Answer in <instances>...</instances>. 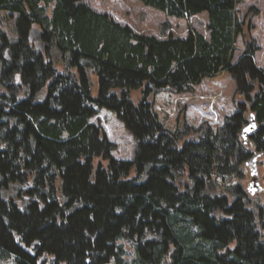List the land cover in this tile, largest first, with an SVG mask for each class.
Instances as JSON below:
<instances>
[{
  "label": "trees",
  "instance_id": "obj_1",
  "mask_svg": "<svg viewBox=\"0 0 264 264\" xmlns=\"http://www.w3.org/2000/svg\"><path fill=\"white\" fill-rule=\"evenodd\" d=\"M139 1L179 19L206 12V33L137 32L85 0H0L16 33L0 28V264H264V205L241 186L242 166L264 153L251 24L239 0ZM223 72L235 111L221 126L167 129L155 96ZM102 110L132 136L131 161L91 122Z\"/></svg>",
  "mask_w": 264,
  "mask_h": 264
},
{
  "label": "rangeland",
  "instance_id": "obj_2",
  "mask_svg": "<svg viewBox=\"0 0 264 264\" xmlns=\"http://www.w3.org/2000/svg\"><path fill=\"white\" fill-rule=\"evenodd\" d=\"M93 9L105 12L112 18L130 26L137 32L164 36L172 33L175 36L185 35L187 29L194 28L206 33L207 13L202 12L194 17L179 19L167 16L162 11L144 5L139 0H85ZM259 10L257 15L249 14V7ZM240 20L250 22L244 24V33L256 41L258 47L254 55L256 66L264 70V0H239L236 6ZM15 16L10 17L7 12L0 10V28L6 32L10 40L16 39L14 32ZM243 38L239 36L235 42L232 62H236L244 50ZM93 85L91 94H97V80L92 77ZM235 83L227 72L217 76H209L194 88V92L175 95L169 92H160L155 98V107L159 118L169 130L181 128L184 124L197 126L207 122L212 128H217L223 123L225 116L235 111L232 102ZM94 124L100 125L108 139L115 143L116 149L111 155L117 160L131 161L134 156L135 144L132 136L126 131L123 124L116 116L107 110L91 119ZM253 151V150H252ZM254 173L249 165H243V180L241 186L252 204L264 205V156L256 162ZM232 185L235 182L232 181ZM256 187V191L250 192L248 188Z\"/></svg>",
  "mask_w": 264,
  "mask_h": 264
},
{
  "label": "water",
  "instance_id": "obj_3",
  "mask_svg": "<svg viewBox=\"0 0 264 264\" xmlns=\"http://www.w3.org/2000/svg\"><path fill=\"white\" fill-rule=\"evenodd\" d=\"M38 30L37 29H32L29 33V40L30 41H36L39 42V37H38ZM2 58L5 62H10L12 57H11V52L9 50L8 47H5L2 51ZM256 128V124H255V120L253 118V115H249L248 116V123L243 127L242 129V133H241V139L243 141V144L248 146L249 142L247 140V137H249L251 135V133L255 130ZM264 156V153H255L252 155V157L245 162V165H249L252 168V172L254 173L255 169H256V162L257 160ZM256 187H251L250 189L248 188V191H250L251 193L256 191Z\"/></svg>",
  "mask_w": 264,
  "mask_h": 264
}]
</instances>
